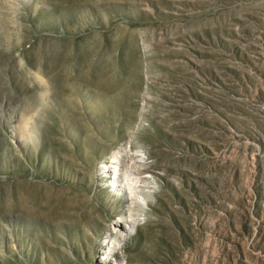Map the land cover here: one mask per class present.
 <instances>
[{
	"label": "rangeland",
	"instance_id": "374dc122",
	"mask_svg": "<svg viewBox=\"0 0 264 264\" xmlns=\"http://www.w3.org/2000/svg\"><path fill=\"white\" fill-rule=\"evenodd\" d=\"M0 264H264V0H0Z\"/></svg>",
	"mask_w": 264,
	"mask_h": 264
},
{
	"label": "bare ground",
	"instance_id": "6f19581e",
	"mask_svg": "<svg viewBox=\"0 0 264 264\" xmlns=\"http://www.w3.org/2000/svg\"><path fill=\"white\" fill-rule=\"evenodd\" d=\"M135 157H136V159H140V156H139V154L137 155V154H135ZM110 163H113V161L111 160V162ZM110 170V169H109ZM122 180H123V182H124V186H125V188L127 189V190H129L130 191V193H131V196H133L134 198H132V200L133 199H138V198H140V199H144L143 197L144 196H142L141 194V191H142V189H141V187L138 185L139 184V179H137V175H136V173H135V170H133V172L132 173H125L124 174V177L122 178ZM120 181V180H119ZM120 183V182H119ZM137 195H139V196H137ZM130 196V197H131ZM137 201V200H136ZM136 201H135V203H136ZM134 202V201H133ZM120 226V225H119Z\"/></svg>",
	"mask_w": 264,
	"mask_h": 264
}]
</instances>
